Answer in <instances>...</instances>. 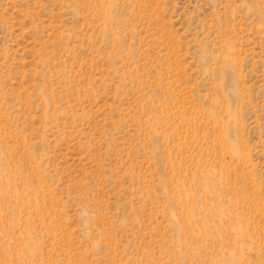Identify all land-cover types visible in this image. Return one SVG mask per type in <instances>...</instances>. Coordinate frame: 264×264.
I'll list each match as a JSON object with an SVG mask.
<instances>
[{
  "label": "rangeland",
  "instance_id": "374dc122",
  "mask_svg": "<svg viewBox=\"0 0 264 264\" xmlns=\"http://www.w3.org/2000/svg\"><path fill=\"white\" fill-rule=\"evenodd\" d=\"M0 264H264V0H0Z\"/></svg>",
  "mask_w": 264,
  "mask_h": 264
}]
</instances>
